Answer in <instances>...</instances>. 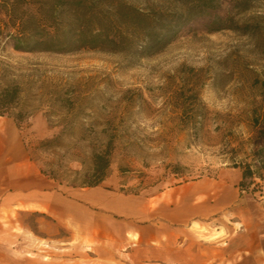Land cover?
Segmentation results:
<instances>
[{"label": "rangeland", "instance_id": "374dc122", "mask_svg": "<svg viewBox=\"0 0 264 264\" xmlns=\"http://www.w3.org/2000/svg\"><path fill=\"white\" fill-rule=\"evenodd\" d=\"M125 1L188 17L173 19L176 32L149 51L137 41L115 52L80 46L70 21L63 38L70 50L28 52L13 48L8 34L18 17L0 0V93L19 89L0 120L16 122L31 157L56 183L94 180L96 156L112 142L105 178L120 179L125 191L220 178L238 192L239 205L264 202L241 191L231 152L253 136V111L264 105V0H208L193 9L192 0ZM36 6L19 4L17 16ZM26 25L37 28L33 19ZM25 217L34 225L35 215ZM200 232L216 238L215 228ZM34 245L48 264H66L71 254L78 264H102L78 242Z\"/></svg>", "mask_w": 264, "mask_h": 264}, {"label": "crops", "instance_id": "0c3cea01", "mask_svg": "<svg viewBox=\"0 0 264 264\" xmlns=\"http://www.w3.org/2000/svg\"><path fill=\"white\" fill-rule=\"evenodd\" d=\"M120 185L113 175L95 186L56 183L16 122L0 120V264H48L38 240L78 242L102 264H264V202L239 205L220 178L134 193ZM207 228L215 239L203 238Z\"/></svg>", "mask_w": 264, "mask_h": 264}, {"label": "trees", "instance_id": "16d2710c", "mask_svg": "<svg viewBox=\"0 0 264 264\" xmlns=\"http://www.w3.org/2000/svg\"><path fill=\"white\" fill-rule=\"evenodd\" d=\"M208 0H192L194 7L208 5ZM10 17H18L14 23L15 32L8 36L17 51L65 52L67 23L74 21L77 26L75 41L83 47L100 48L108 51H120L124 47L139 42L143 50H151L167 41L169 33L176 32V18H187L188 14L155 11L151 7L143 11L125 0H4ZM36 4L33 14L17 16L19 4ZM102 18L107 19V27ZM29 19L35 20L37 28L27 27ZM41 29L39 30L38 28ZM2 31L0 30V37ZM171 38V37H170ZM169 38V39H170ZM17 87H8L0 93V115H4L18 98ZM254 134L242 141L231 152L233 166L240 168L239 187L242 192L264 196V105L252 114ZM246 146L248 149H246ZM112 142L106 150L96 156L94 180L84 186H95L103 181L109 165ZM243 157L240 158V155Z\"/></svg>", "mask_w": 264, "mask_h": 264}]
</instances>
